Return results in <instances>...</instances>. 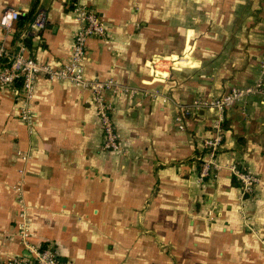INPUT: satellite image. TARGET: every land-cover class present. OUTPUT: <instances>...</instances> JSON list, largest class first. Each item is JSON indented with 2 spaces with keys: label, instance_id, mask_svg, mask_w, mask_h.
I'll return each mask as SVG.
<instances>
[{
  "label": "crops",
  "instance_id": "1",
  "mask_svg": "<svg viewBox=\"0 0 264 264\" xmlns=\"http://www.w3.org/2000/svg\"><path fill=\"white\" fill-rule=\"evenodd\" d=\"M79 1L106 26L85 39L83 74L134 90L104 92L120 148L100 147L86 88L38 75L29 131L18 84L0 86V258L28 256L19 195L28 241L52 244L61 264H264V97L222 110L207 179L198 167L216 111L190 109L183 129L174 119L194 98L260 78L264 0ZM36 8L46 16L38 32L27 26ZM4 10L17 17L0 25V42L13 48L27 27L28 54L65 61L78 26L71 0H0ZM231 164L255 174L252 192L240 191Z\"/></svg>",
  "mask_w": 264,
  "mask_h": 264
},
{
  "label": "built area",
  "instance_id": "2",
  "mask_svg": "<svg viewBox=\"0 0 264 264\" xmlns=\"http://www.w3.org/2000/svg\"><path fill=\"white\" fill-rule=\"evenodd\" d=\"M71 9L78 26L73 31L72 41L68 57L58 66H51L49 63L42 62L33 58L26 51L22 40L28 28L24 27L16 37L13 48L0 42V86H11L18 84L19 94V119L31 131L33 128L35 114L32 108L33 89L38 75L42 74L48 79L67 80L70 84L81 86L89 90L97 117L101 127L100 147L106 150H119V138L115 125L109 114L110 102L104 99V92H124L132 93L134 90L121 84L112 78H87L83 74V58L85 55V39L94 35L97 37L105 34L106 26L100 20L96 10L81 3L79 0H71ZM17 17L15 10H4L0 14V25L8 30L13 20ZM45 12L42 8H36L27 26L30 30L40 31L45 25ZM260 78L255 82L234 87L228 92L218 96L205 98H194L189 104L180 105V112L176 113L174 119L177 122V128L183 129L182 115L187 114L190 109L209 108L216 111L213 120V132L210 136L204 137L203 157L201 155L198 177L200 180L210 178L213 174L214 155L218 147L221 133L220 123L222 120L221 112L224 108L240 101L246 94L258 93L264 97V55L260 59ZM20 156L24 159L25 154ZM231 172L239 181L240 191L250 193L253 191L256 181L255 174L237 168L231 164ZM15 189L20 191V184H16ZM18 229L17 234L22 245L27 249L28 256L11 255L7 258H0V264H61L58 260L57 251L50 243L32 244L28 241L29 228L25 216V204L18 195Z\"/></svg>",
  "mask_w": 264,
  "mask_h": 264
}]
</instances>
